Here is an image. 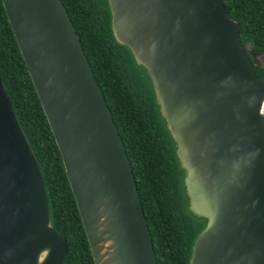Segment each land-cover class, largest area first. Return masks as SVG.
Segmentation results:
<instances>
[{
    "label": "water",
    "instance_id": "obj_1",
    "mask_svg": "<svg viewBox=\"0 0 264 264\" xmlns=\"http://www.w3.org/2000/svg\"><path fill=\"white\" fill-rule=\"evenodd\" d=\"M63 163L94 264H157L132 167L61 0H1ZM148 78L203 219L188 264H264V78L221 0H107ZM96 198L108 217L94 231ZM45 180L0 76V264H64Z\"/></svg>",
    "mask_w": 264,
    "mask_h": 264
},
{
    "label": "trees",
    "instance_id": "obj_2",
    "mask_svg": "<svg viewBox=\"0 0 264 264\" xmlns=\"http://www.w3.org/2000/svg\"><path fill=\"white\" fill-rule=\"evenodd\" d=\"M122 138L157 264H188L203 219L187 210L182 170L148 78L110 27L107 0H61ZM264 78V0H221ZM0 76L42 171L53 227L67 242L64 264H94L63 163L0 0Z\"/></svg>",
    "mask_w": 264,
    "mask_h": 264
},
{
    "label": "bare ground",
    "instance_id": "obj_3",
    "mask_svg": "<svg viewBox=\"0 0 264 264\" xmlns=\"http://www.w3.org/2000/svg\"><path fill=\"white\" fill-rule=\"evenodd\" d=\"M108 214L105 209V205L101 199L96 198L94 207V231L99 233L103 229L104 222L106 221Z\"/></svg>",
    "mask_w": 264,
    "mask_h": 264
},
{
    "label": "rangeland",
    "instance_id": "obj_4",
    "mask_svg": "<svg viewBox=\"0 0 264 264\" xmlns=\"http://www.w3.org/2000/svg\"><path fill=\"white\" fill-rule=\"evenodd\" d=\"M258 57H259L260 61H262V62L264 61V53L260 54Z\"/></svg>",
    "mask_w": 264,
    "mask_h": 264
}]
</instances>
